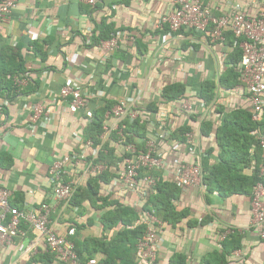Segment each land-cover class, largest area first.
Wrapping results in <instances>:
<instances>
[{"label":"crops","instance_id":"obj_1","mask_svg":"<svg viewBox=\"0 0 264 264\" xmlns=\"http://www.w3.org/2000/svg\"><path fill=\"white\" fill-rule=\"evenodd\" d=\"M210 1L224 12L237 6L255 12L253 0ZM259 4L264 8V0ZM168 9L167 0H98L96 6L79 0H20L17 9L0 21V50L22 45L27 73L15 81L31 89L10 96L0 91V185L12 191L13 205L34 209L42 202L51 203L49 168L57 158L75 159L82 152L87 161L99 158L96 147H83L89 125L86 111L71 112L69 100L59 97L65 85L89 93L92 110L111 102L113 107L132 103L142 112L145 135L133 134V142L144 149L147 139L155 140L165 163L164 169L152 173L156 180L175 184L176 166L182 162L199 163L205 174L220 162L224 149L219 135L228 114L251 112L244 88H228L221 81L231 66L227 60L233 48L204 34L157 29ZM102 32L120 33L117 51L110 54L95 43ZM47 40L52 42L45 46L44 61L35 55L33 44ZM18 80L26 81L19 84ZM179 85L184 88L181 95L167 98L166 89ZM210 85L213 98L209 100L202 92ZM35 104L45 106L48 113L37 122L32 113ZM153 130L156 136L151 135ZM110 141L121 158L124 146ZM122 168L123 160L111 167L112 176L108 183H101L99 197L108 196L135 210L137 219L131 226L135 228L154 192L145 197L142 189L122 187L117 182ZM240 169L244 175L253 174L252 164L242 163ZM67 172L68 180L80 181L76 203H83L56 210L51 217L55 231L66 235L74 228L80 240L113 241L124 227L105 229L101 202L81 199L90 179L72 165ZM172 204L177 217L162 222L154 264H264V237L253 221L250 194L223 196L194 186L181 190ZM25 230L26 236L17 238L16 244L35 241L36 234L28 227ZM44 251L43 242L33 255L18 252L15 246H1L0 264H50L42 257ZM223 253L226 257L219 260ZM96 258L104 260L106 255L99 252Z\"/></svg>","mask_w":264,"mask_h":264},{"label":"built area","instance_id":"obj_2","mask_svg":"<svg viewBox=\"0 0 264 264\" xmlns=\"http://www.w3.org/2000/svg\"><path fill=\"white\" fill-rule=\"evenodd\" d=\"M79 1L90 6H96L98 3V0ZM260 2L261 0L252 1L255 12L251 14L247 8L240 6L224 12L210 0H167L169 9L161 15L156 24L157 29L168 28L172 33L204 34L213 42H224L227 32H232L237 40H241L236 42L242 50L238 71L242 86L249 97L252 121L257 124L264 118V8L260 7ZM19 3L20 0H1L0 21H5L17 9ZM120 43V33H116L110 40L101 42L100 46L111 54L120 48ZM25 81L18 80V83ZM59 97L69 100L71 112L86 111L87 123L90 124L94 110L88 106L92 98L89 93L79 90L75 85H65L60 90ZM32 113L35 122L48 115L42 104L33 105ZM136 122L143 124L144 117L134 104H117L106 113L101 135L102 142L95 145L94 141L89 139L84 142L83 147L85 149L96 147L98 153L104 152V143L116 133L117 143L124 146L125 154L117 182L129 190L142 189L143 195L148 197L151 192L156 193L157 180L152 173L164 169L165 163L153 138L145 141L143 150L134 143L127 142L125 131L128 124ZM151 135L156 136L157 131H151ZM251 135L258 142L256 147L260 149L262 160L259 168L260 173L264 174V133L260 129H255ZM187 139L191 143L190 135H187ZM80 155L75 159L62 156L51 164L49 168L51 203L42 202L37 208L21 209L12 204V191L0 185V247L15 246L18 252L33 255L38 251V243L43 242L44 253L53 254L55 264H101L98 258L83 262L71 239L76 230L71 228L66 235L58 234L51 219L56 210L70 204L80 184L78 179L66 178L68 165L82 172L86 179L97 178L108 170L107 163H98L96 159L87 161L84 152ZM255 167L254 161L253 170ZM204 177L205 172L199 163L182 162L176 166L174 181L183 191L194 186L207 190ZM251 212L254 223L261 227L264 237V185L261 182L254 188ZM139 225L146 227L145 236L138 243L139 264H154L163 223L154 212L145 211L139 220ZM23 227L30 228L36 234L35 241L29 245L23 242L16 244L17 238L23 239L26 236L27 232Z\"/></svg>","mask_w":264,"mask_h":264},{"label":"trees","instance_id":"obj_3","mask_svg":"<svg viewBox=\"0 0 264 264\" xmlns=\"http://www.w3.org/2000/svg\"><path fill=\"white\" fill-rule=\"evenodd\" d=\"M111 37L112 35H106L105 32H102L100 37L95 39V43L101 44V42L110 40ZM237 41L240 42L241 40H237L232 32L225 33L226 45L233 48V52L229 55L227 60L231 66L221 79L222 83L228 88H235L236 86H241L243 88L238 71L242 58V50L236 45ZM51 42L52 41L47 40L43 43H34L33 51L35 55L45 61L47 58L45 46H49ZM21 49L22 45H17V47L14 48L4 46L0 50V91L8 92V96H10L11 93L23 94L31 91L30 88H21L15 81L17 78L24 79L27 73ZM212 87L213 86L210 85L207 89H204L202 92L204 98L209 100L213 98ZM183 91L184 88L179 85L171 89H166L164 94L169 99H175L181 95ZM113 105L114 103L109 102L105 107L94 109L93 118L85 131V141L91 139L94 141L95 145L102 142L101 135L103 133L105 116L106 113L113 108ZM255 129H260V131L264 133V118L261 123H254L252 121V112L246 109L228 114V120L221 130L222 135H219V143L224 149L219 156L220 162L211 170H208L204 177V184L207 187V191H218L219 194L223 196L235 193H246L250 194L252 197L256 185L259 182L264 185V174L260 173L259 168L262 163L260 149L256 147L258 144L256 138L251 135L252 131ZM144 130L145 127L141 125L140 122L128 124V128L125 131L127 134V142L134 143L133 134L144 136ZM117 138L118 135L115 133L112 135L111 139L117 140ZM110 140L109 143L107 141L103 145L107 153L103 151L100 152L97 160L98 163H107L108 170L99 177L89 180L88 188L83 191V195L81 194V199H88L92 201L93 204L101 202L99 207L105 211L103 216L105 229L122 225L124 230L120 232L113 241L100 242L95 239L80 240L78 238V229L71 239L75 243L76 252L83 262L96 258L97 254L101 252L106 255L104 260H100L101 264H139L137 256L138 243L144 238L146 227L139 225L135 228H131L137 219L135 210L115 201H111L108 196L104 198L99 197L101 183H108V181H110V177L112 176L111 167H117L118 163L125 157V154H123L121 158H118L114 154ZM253 146L255 147L254 153L250 155L249 151ZM140 147L142 146L139 145L138 148L143 150V148ZM252 161L256 162L253 174L251 176L244 175L242 169H240L241 164L244 163L246 166H251ZM180 192L181 188L176 183L172 184L157 180L156 193L148 197L144 209L154 212L163 223L171 222L172 219L177 217V213L173 210L172 200L176 199ZM77 197L78 193L74 195L70 203L78 204V201L76 203V200H78ZM82 203L79 202V204ZM42 255L50 264L54 263L55 257L53 254L42 253ZM222 256L226 257V254H219L218 259L221 260ZM177 264L179 263L177 262ZM180 264H185V262L183 261Z\"/></svg>","mask_w":264,"mask_h":264}]
</instances>
